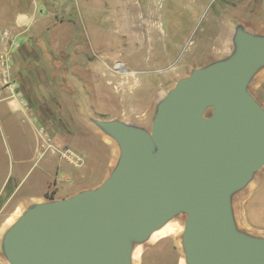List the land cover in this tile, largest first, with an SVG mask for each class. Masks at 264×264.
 I'll return each mask as SVG.
<instances>
[{
	"label": "water",
	"instance_id": "95a60500",
	"mask_svg": "<svg viewBox=\"0 0 264 264\" xmlns=\"http://www.w3.org/2000/svg\"><path fill=\"white\" fill-rule=\"evenodd\" d=\"M234 44L176 80L150 130L95 120L119 145L115 167L94 187L29 206L4 234L9 264H130L129 239L180 214L188 264H264V238L240 231L232 210L264 166V107L249 90L264 35L239 27Z\"/></svg>",
	"mask_w": 264,
	"mask_h": 264
},
{
	"label": "rangeland",
	"instance_id": "374dc122",
	"mask_svg": "<svg viewBox=\"0 0 264 264\" xmlns=\"http://www.w3.org/2000/svg\"><path fill=\"white\" fill-rule=\"evenodd\" d=\"M36 7L45 24L52 21L38 40L40 60L68 96L50 122L71 131L75 144L57 145L62 137L49 135L48 144L39 117L0 101V187L9 173L14 186L0 210V264H9L1 245L12 218L35 203L95 186L108 165L109 172L115 167L119 145L95 120H149L150 130L176 80L230 56L212 54L216 48L227 53L239 27L264 35V0H0V29L16 39L14 13ZM55 19L63 23L52 27ZM85 96L92 112L85 111ZM85 112L87 124L79 118ZM181 250L182 237L162 238L145 246L138 264H180Z\"/></svg>",
	"mask_w": 264,
	"mask_h": 264
},
{
	"label": "crops",
	"instance_id": "0c3cea01",
	"mask_svg": "<svg viewBox=\"0 0 264 264\" xmlns=\"http://www.w3.org/2000/svg\"><path fill=\"white\" fill-rule=\"evenodd\" d=\"M13 16L11 24L16 28L15 36L18 44L13 46L9 53L12 83L9 87L2 90L0 101H7L12 111L22 110L28 116L33 114L34 117H39L44 123L43 127L47 130L46 142L48 144V135L62 137V141L60 139L59 142L56 140L57 145H60L63 141L74 143L71 138V135H73L71 131H64V127L55 126L50 122L52 119L51 115L53 113L58 114L60 103L65 102L68 98L64 92L65 90L62 89V84L59 85L53 80L50 71L45 68L39 57L41 48L38 45V40L45 35L47 29H50L52 21H48L45 24L38 13L37 7L35 11L19 9ZM41 23H44V25ZM62 23L61 19L59 21L55 19L51 26L54 27ZM234 50L235 44L230 47L227 53H221L216 48L215 53L212 55H224L225 57L231 55ZM263 68H260L252 77L249 83V90L264 107ZM258 92L261 98L258 97ZM83 103L88 105V107L85 105V111L88 108L92 112L91 100L85 96ZM86 116L87 113L85 112L84 117H79L84 124H87ZM148 121L144 120L138 126L146 128ZM66 174L67 172L65 171L64 176ZM109 174L108 165V170L96 185L107 178ZM11 179L12 175L9 173L0 187V210L4 209L13 197L14 186L11 183ZM232 210L236 227L240 231L264 238V171L255 176L242 189L233 193ZM163 238L173 240L170 236Z\"/></svg>",
	"mask_w": 264,
	"mask_h": 264
},
{
	"label": "bare ground",
	"instance_id": "6f19581e",
	"mask_svg": "<svg viewBox=\"0 0 264 264\" xmlns=\"http://www.w3.org/2000/svg\"><path fill=\"white\" fill-rule=\"evenodd\" d=\"M127 18V17H126ZM133 18V17H132ZM133 21V20H132ZM127 22V19H126ZM132 36V35H131ZM184 219L183 214L178 215L177 217L170 218L162 223L160 226L155 228L150 232L148 237L144 241L136 240L131 237L130 243L132 245V251L130 255V264H138V261L141 260L144 248L149 243H156L163 237L170 236L173 238V241L179 237H182V232L184 230ZM14 218H12L8 223L9 225L13 224ZM182 255L180 258V264H188L185 253L181 250Z\"/></svg>",
	"mask_w": 264,
	"mask_h": 264
},
{
	"label": "built area",
	"instance_id": "2783aa9c",
	"mask_svg": "<svg viewBox=\"0 0 264 264\" xmlns=\"http://www.w3.org/2000/svg\"><path fill=\"white\" fill-rule=\"evenodd\" d=\"M17 41L14 38V33L9 29H0V95L2 90L9 87L12 83L11 80V61L10 50L13 46H17ZM3 45V46H2ZM65 155L72 161L77 157L71 155L69 151Z\"/></svg>",
	"mask_w": 264,
	"mask_h": 264
},
{
	"label": "trees",
	"instance_id": "16d2710c",
	"mask_svg": "<svg viewBox=\"0 0 264 264\" xmlns=\"http://www.w3.org/2000/svg\"><path fill=\"white\" fill-rule=\"evenodd\" d=\"M46 196H48V194Z\"/></svg>",
	"mask_w": 264,
	"mask_h": 264
},
{
	"label": "flooded vegetation",
	"instance_id": "af4514ba",
	"mask_svg": "<svg viewBox=\"0 0 264 264\" xmlns=\"http://www.w3.org/2000/svg\"><path fill=\"white\" fill-rule=\"evenodd\" d=\"M0 215H1V213H0Z\"/></svg>",
	"mask_w": 264,
	"mask_h": 264
}]
</instances>
